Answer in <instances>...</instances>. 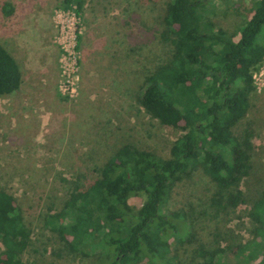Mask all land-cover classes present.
Here are the masks:
<instances>
[{
    "label": "trees",
    "instance_id": "16d2710c",
    "mask_svg": "<svg viewBox=\"0 0 264 264\" xmlns=\"http://www.w3.org/2000/svg\"><path fill=\"white\" fill-rule=\"evenodd\" d=\"M213 1L165 2L158 37L169 56L144 74L136 94L138 106L159 127L181 131L168 154L125 143L76 166L70 179L60 178L58 203L38 215L37 232L26 195L0 187V264H31L26 254L41 238L43 253L49 250L56 261L232 264L226 260L231 256L239 264H264V257L245 259L248 244L234 255L232 241L239 236L218 226L250 199L248 211L257 219L251 216L243 230L264 247V178L247 183L252 191L245 188L254 174L255 146L251 130L238 126L254 91L251 72L264 59V0H249L243 23L231 35L206 18ZM21 82L17 61L0 45V97L18 91ZM197 170L213 184L206 203L186 201L187 209H169L175 189ZM132 196L143 198L139 208L128 206ZM198 227L208 230V242Z\"/></svg>",
    "mask_w": 264,
    "mask_h": 264
},
{
    "label": "rangeland",
    "instance_id": "374dc122",
    "mask_svg": "<svg viewBox=\"0 0 264 264\" xmlns=\"http://www.w3.org/2000/svg\"><path fill=\"white\" fill-rule=\"evenodd\" d=\"M166 1L70 0L67 5L64 0H0V45L17 61L22 75L19 90L0 97V187L26 195L34 232L41 227L38 215L62 197L60 178L70 179L76 166L89 165L100 153L125 143L166 156L181 134L179 129L159 127L136 103L144 74L160 57L169 56L158 37ZM248 3L214 0L206 18L229 35L236 34ZM251 74L254 91L238 125L251 130L255 146L254 174L246 189L247 183L264 178V59ZM212 188L210 179L197 170L175 189L168 207L206 203ZM142 201L132 196L127 204L139 208ZM249 207L250 199L230 214V222L222 218L218 226L239 236L232 241L237 244L234 255L248 244L245 259L256 263L264 257V247L243 230L251 216L257 219ZM197 231L208 242V230ZM40 241L46 243L45 238ZM42 243L29 247L31 264H85L56 261L49 250L43 253ZM226 260L240 262L231 256Z\"/></svg>",
    "mask_w": 264,
    "mask_h": 264
}]
</instances>
